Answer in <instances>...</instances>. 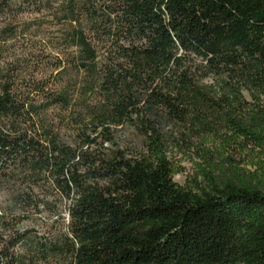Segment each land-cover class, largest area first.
I'll return each mask as SVG.
<instances>
[{
	"label": "trees",
	"instance_id": "16d2710c",
	"mask_svg": "<svg viewBox=\"0 0 264 264\" xmlns=\"http://www.w3.org/2000/svg\"><path fill=\"white\" fill-rule=\"evenodd\" d=\"M0 19V190L27 213L0 217V264H264V190L178 185L164 134L264 143V0H0ZM35 189L64 199L56 236L16 228L58 209Z\"/></svg>",
	"mask_w": 264,
	"mask_h": 264
},
{
	"label": "rangeland",
	"instance_id": "374dc122",
	"mask_svg": "<svg viewBox=\"0 0 264 264\" xmlns=\"http://www.w3.org/2000/svg\"><path fill=\"white\" fill-rule=\"evenodd\" d=\"M44 19L46 20V27L59 35L66 33L68 27L63 21H56L49 14L45 15ZM34 22L37 27L42 22L44 23V20H35ZM247 99L249 100L248 97ZM250 103L254 105L252 110L262 111L261 108L264 110V101L258 103L252 99ZM252 110L250 112H253ZM245 122L248 123V119ZM212 130L203 131L200 127L194 126L189 131L184 130L179 134L172 128H166L164 134L167 138L169 157L174 165V182L181 186H199L209 191L214 184L222 186L229 179H232L240 187L263 191L264 143L251 141L237 131L222 126ZM116 137L123 147L134 149L141 146L140 139L129 130L120 129L116 133ZM35 192L39 194V197L55 203L58 209L55 212L52 210L37 211V216L33 211L28 214L33 216L20 222L16 228L20 232L33 230L40 236H56L64 231L63 223L67 220V213L64 211V199L53 192L52 194L47 189H35ZM10 195L12 196V193L8 190H0V217L7 225L12 226L16 218L26 217L25 214L27 213L14 209L10 202ZM57 218L60 221L63 218L64 221L58 222L56 221ZM5 227L8 226L5 225ZM36 264L45 263L38 262Z\"/></svg>",
	"mask_w": 264,
	"mask_h": 264
}]
</instances>
